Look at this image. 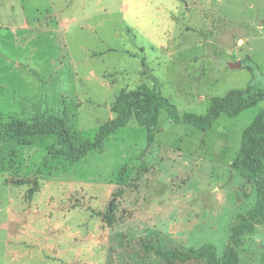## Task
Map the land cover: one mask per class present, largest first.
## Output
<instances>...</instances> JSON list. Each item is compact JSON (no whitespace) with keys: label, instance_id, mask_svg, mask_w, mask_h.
Wrapping results in <instances>:
<instances>
[{"label":"rangeland","instance_id":"obj_1","mask_svg":"<svg viewBox=\"0 0 264 264\" xmlns=\"http://www.w3.org/2000/svg\"><path fill=\"white\" fill-rule=\"evenodd\" d=\"M251 80L264 88V0H0V129L56 115L80 145L122 92L156 89L206 114ZM263 108L222 114L206 132L161 111L152 138L132 118L74 160L53 135H6L0 264H164L158 251L204 243L221 255L257 198L232 163ZM236 251L264 264V224Z\"/></svg>","mask_w":264,"mask_h":264},{"label":"trees","instance_id":"obj_2","mask_svg":"<svg viewBox=\"0 0 264 264\" xmlns=\"http://www.w3.org/2000/svg\"><path fill=\"white\" fill-rule=\"evenodd\" d=\"M250 61L253 63L252 71H255L258 66ZM262 101L264 88L251 80L243 88H233L222 96L212 97L206 114L182 113L178 106L160 91L142 87L122 92L118 96L113 106L116 116L99 127L93 141L76 145L67 123L56 115H47L30 122L22 119L6 122L0 129V140L6 135L20 137L53 135L66 157L74 160L87 155L91 150L103 148L106 139L117 129L125 127L132 118L149 130L150 138L155 133L154 128L157 126L161 111H166L172 122L187 123L206 132L222 114L234 117ZM232 167L255 185L257 198L253 207L236 217L224 252L218 254L213 243H204L188 250L180 248L160 250L157 254L164 260V264H176L177 261L193 259H204L209 264H240L236 248L243 243L246 234L254 232L258 225L264 224V108L244 129L241 148Z\"/></svg>","mask_w":264,"mask_h":264},{"label":"water","instance_id":"obj_3","mask_svg":"<svg viewBox=\"0 0 264 264\" xmlns=\"http://www.w3.org/2000/svg\"><path fill=\"white\" fill-rule=\"evenodd\" d=\"M229 66L231 68H237V67H240L241 66V63L240 62H230L229 63Z\"/></svg>","mask_w":264,"mask_h":264}]
</instances>
